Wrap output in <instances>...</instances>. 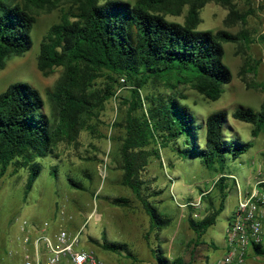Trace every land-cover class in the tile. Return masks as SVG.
<instances>
[{"label":"trees","instance_id":"16d2710c","mask_svg":"<svg viewBox=\"0 0 264 264\" xmlns=\"http://www.w3.org/2000/svg\"><path fill=\"white\" fill-rule=\"evenodd\" d=\"M208 1L137 0L131 5L120 0H0V71L8 59L31 50L35 10L52 12L62 3L69 5L61 22L53 25L43 39L38 56V70L44 77L56 68H64L63 77L48 92L56 123L44 113L43 98L33 87L14 83L0 94V181L10 168L14 174L25 169L29 173L28 195L43 170L39 160L54 155L57 144L71 138L95 93L103 94L98 101L101 106L117 96V85L128 86L131 100H126L120 148L122 184L140 200L150 219V230L161 231L171 219L163 217L151 203L156 193L145 195L140 177L148 159H160L159 151L170 149L187 166L218 168L221 177L215 186L222 194V205L201 221L189 219L191 230L197 240L201 239L216 224L227 198L222 171L253 146L235 136L230 127L233 133L226 135L227 112L218 111L199 121L178 100L185 99L176 93L179 85H190L209 101L219 100L224 87L232 82V74L223 63V44L251 43L244 30L237 35L225 30L196 32L201 23L200 11ZM214 1L229 8L228 19L246 25V18L236 12L230 0ZM185 6L189 10L184 24L166 19L167 15L179 16ZM100 77L108 79V88L95 92ZM149 85H162L170 93L150 92L144 96ZM233 118L254 125L252 135L256 138L264 131V100L259 112L242 107ZM150 147L155 149L148 150ZM68 181L85 191L74 179ZM108 200L116 207H130V201L123 197ZM91 240L105 251L136 258L125 243L107 238L102 242ZM254 251L264 256V246ZM153 252L156 264H185L179 258L168 259L161 248Z\"/></svg>","mask_w":264,"mask_h":264},{"label":"rangeland","instance_id":"374dc122","mask_svg":"<svg viewBox=\"0 0 264 264\" xmlns=\"http://www.w3.org/2000/svg\"><path fill=\"white\" fill-rule=\"evenodd\" d=\"M13 1L22 3V0ZM120 1L134 5L137 0ZM230 2L236 12L246 18V25L228 19L229 8L210 0L200 11L201 23L195 31L225 30L234 35L243 30L247 32L250 44L243 41L223 44V63L232 74L231 84L224 87L217 101L205 99L190 85H179L176 89V93L185 98H179V102L187 106L199 121L206 120L212 113L225 111L228 114L226 135L233 133L230 127L235 130V136L253 145L222 171L227 182L224 183L227 198L216 224L197 240L189 219L201 221L222 205L218 187L212 188L221 177V171L207 169L201 164L187 166L170 149H162L160 159L154 156L148 159L140 180L144 183L145 195L156 193L150 201L163 217L171 219V223L161 231L150 230V219L140 200L122 184L120 148L128 107L126 100H131V90L128 86L117 85V96L100 106L98 101L103 94L96 91H103L109 84L106 77H100L96 80L95 96L86 106L78 129L70 139H62L57 144L54 155L39 160L43 170L32 191L25 194L29 179L25 169L14 174L10 168L1 179L0 264H25V254L31 253L32 248L23 243L20 227L23 221L31 224V219L38 217L42 224H49L50 234L64 230L75 235L81 229L80 249L94 251L105 264H156L153 251L158 248L171 261L179 258L185 264H216L225 255L226 229L238 204V185L242 191L254 186L264 151V131L255 138L252 135L254 125L233 118L234 112L242 107L259 112L264 100V0ZM68 8V4L62 3L52 12L35 10L31 50L8 59L4 70L0 71V94L14 83L33 87L41 94L43 111L53 124L56 123L55 110L48 92L63 77L64 68H56L51 75L44 77L38 70V56L43 39L53 25L61 22L63 11ZM188 10L189 6H185L179 16L167 15L166 19L184 24ZM150 92L170 93L162 85H149L143 95ZM200 138L204 143L205 132ZM152 149L155 147L148 148ZM68 179L83 185L85 191L71 186ZM148 188L151 190L147 191ZM118 197L128 199L130 207H116L108 200ZM199 200L201 206L197 210L191 204ZM104 238L127 244L136 258L105 251L91 240L102 242ZM249 264H264V256L256 261L251 259Z\"/></svg>","mask_w":264,"mask_h":264},{"label":"built area","instance_id":"2783aa9c","mask_svg":"<svg viewBox=\"0 0 264 264\" xmlns=\"http://www.w3.org/2000/svg\"><path fill=\"white\" fill-rule=\"evenodd\" d=\"M256 174L252 188L242 191L238 185V204L226 229V253L216 264H249L254 248L263 246L264 151ZM216 183L217 181L212 188ZM191 205L198 210L201 200ZM186 206L188 204L183 205ZM61 216L64 217V213ZM194 216L198 217L196 214ZM20 229L23 243L32 248L31 253L25 254V264H105L93 251L80 249L81 229L75 235L64 230L50 234L47 222L37 228L28 221H23Z\"/></svg>","mask_w":264,"mask_h":264},{"label":"crops","instance_id":"0c3cea01","mask_svg":"<svg viewBox=\"0 0 264 264\" xmlns=\"http://www.w3.org/2000/svg\"><path fill=\"white\" fill-rule=\"evenodd\" d=\"M228 179V178H227ZM226 182V181H225ZM226 184H227V182H226ZM91 216V215H90ZM65 217V216H64ZM31 225H33V226H35V227H37V228H39L40 227V225H42V222L39 220V217L36 219V218H32L31 219ZM58 232V231H57ZM52 233H56V231H54V232H52ZM100 248V247H99ZM94 252V251H93ZM95 253V252H94ZM96 254V253H95ZM96 256H98V255H96ZM260 257V255H258V254H256L255 253V251H253V252H251V254H250V257H249V261L251 260V259H254L255 261L256 260H258V258ZM98 258H99V256H98ZM100 259V258H99ZM100 260H102V259H100ZM103 261V260H102ZM104 263H105V261H103Z\"/></svg>","mask_w":264,"mask_h":264}]
</instances>
